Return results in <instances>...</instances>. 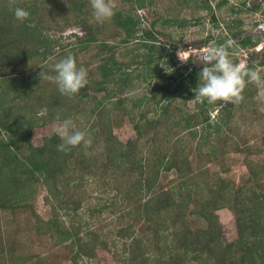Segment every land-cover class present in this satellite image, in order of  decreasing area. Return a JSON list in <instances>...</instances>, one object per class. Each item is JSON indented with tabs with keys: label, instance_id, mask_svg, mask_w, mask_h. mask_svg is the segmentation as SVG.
<instances>
[{
	"label": "trees",
	"instance_id": "trees-1",
	"mask_svg": "<svg viewBox=\"0 0 264 264\" xmlns=\"http://www.w3.org/2000/svg\"><path fill=\"white\" fill-rule=\"evenodd\" d=\"M148 3L120 0V5L114 7V17L98 24L92 19L89 0H0V213L12 216L17 211H32L30 203L38 186H42L45 205L51 207L43 234L57 245L64 244L73 264L95 261L97 249L111 252L120 264H264V164L249 159L253 146L237 142L233 136L224 137L222 142V146L245 155L248 176L238 185L220 176L211 184L196 181L187 157L179 155L182 140L178 136L183 134L192 140L200 136L202 140L196 148L201 150L208 144V156H216L214 146L219 136L211 141L206 138L209 134L203 133L211 126L210 111L222 102L209 104L195 98L192 89L198 86L200 72L190 71L185 65L173 69L168 75L169 83L151 89L153 95L146 102L160 110L157 119H146V113L133 119L136 137L126 143L113 134L111 113L122 111L132 117L134 108H141L145 101V97L137 96L138 80H157L162 71L159 64L165 56L161 54L164 49L150 44L158 42L152 37L154 31L145 32L142 41L138 38L141 22L133 11ZM14 7L26 9L29 17L18 21ZM72 26H85L89 32L84 40L76 42L75 48L60 45L59 39L49 34ZM107 33L116 36L119 45L140 44L130 61L138 62L140 72L130 70V63L117 61L114 53L102 57L89 73L88 85L72 98L62 95L54 82L41 78L40 73L54 75L52 65L68 55L82 67L85 63L78 61L80 56L92 52V59L111 51L113 37ZM258 41L248 39L244 47ZM93 46L98 47L97 52L92 51ZM141 46L148 49L142 51ZM138 65L133 69L137 70ZM177 80L181 83L171 89ZM254 95L249 85L245 87L238 106L246 111ZM115 97L117 101L113 103ZM177 98L183 104L196 99L195 112L182 115L175 110L180 117L171 119V106ZM86 102L91 109L77 129L86 131L91 144L60 151L57 145L61 140L54 131L43 138L41 146H33L34 129L72 120ZM218 112L221 117L233 115L222 106ZM142 120L149 129L141 125ZM231 123L229 118L217 120L214 134H222L223 127L230 131ZM161 130L171 133L173 140L165 151L158 148L155 138ZM170 171L176 177L169 188H164L159 182L161 172ZM103 177L109 178L122 195L119 205H115L116 196L108 205L112 208L110 214L121 213L114 221L115 228L120 226L113 234L115 239L102 237L96 230L80 235L79 224L70 219L67 225L63 219L69 211L75 213L81 208V199H64L68 191L76 194L81 184L89 182L87 186H91L95 179ZM124 184L122 192L118 186ZM108 206L97 212L103 213ZM222 209L235 216L237 238L232 242L222 237L217 215ZM141 223L146 224V233L137 235L135 228ZM4 244L0 237L1 261L12 256L6 251L11 247L5 250ZM12 259L14 264H34L29 258Z\"/></svg>",
	"mask_w": 264,
	"mask_h": 264
},
{
	"label": "rangeland",
	"instance_id": "rangeland-1",
	"mask_svg": "<svg viewBox=\"0 0 264 264\" xmlns=\"http://www.w3.org/2000/svg\"><path fill=\"white\" fill-rule=\"evenodd\" d=\"M218 1L146 0L147 3L151 2V4L148 3L144 7L133 11L141 22V31L138 38L142 41L145 32L154 31L152 37L158 42H151L150 44L155 45L159 49H164L161 54L165 56L161 60L162 63L159 64V69H162V71L157 80H147V82L143 81L140 83L138 80L136 84L138 87V98L145 97V101L142 102L143 106L139 109L134 108L132 117L125 115L122 111L111 113L113 134L121 142L126 143L135 139L136 134L132 120H138L140 114L146 113V119L148 120H155L159 116L160 110L157 106L150 104V102L146 103L153 95L151 89L156 86H159V88L166 86L169 83L168 75L173 69H181L184 65L201 69L203 66L198 59H202L207 49L211 46H216L219 42H223L226 46L230 41V44L234 45L239 43L241 37H258L260 43L255 48L250 50L239 48L236 53L229 52V54L233 63L255 69L264 78V65L260 64V61L264 59V0L255 3L253 0H228L222 7H217ZM109 2L113 7L120 5V0H109ZM242 2H245V6ZM204 5H206L205 8ZM239 31H241L240 34L238 33ZM88 33V29L85 26H72L54 32L51 31L49 34L52 38L59 39L58 43L60 45H70V47L75 48L76 42L84 40ZM233 33L235 35L237 33V35L232 36ZM107 35L113 37L110 40V45L113 47L111 51H103L92 59L90 58L92 52H90L85 57L82 55L78 59L81 63H85L82 67L87 71L88 77H90L89 73L99 65L102 57H109L113 53L117 61L130 63L137 52L138 45H140L136 42L128 45H119V40L116 36L111 33H107ZM55 47L57 50L58 44ZM93 47L92 51L97 52L98 47ZM140 49L146 51L148 48L141 46ZM252 53L254 54L252 55ZM130 64V70H135V73L140 72L137 61ZM171 64L174 66H171ZM137 65L139 68L137 70L133 69ZM177 83L181 82L178 80L174 82L171 89L176 87ZM248 85L252 88L255 95L248 102L246 111L238 106L239 100L237 102H222L220 106H216L209 113L211 126L210 129L206 128L203 134L207 135L208 133L209 136H206V138L211 141H214L219 136L214 146L216 156L215 154L214 156H208V144H205V148L201 149L202 151L196 148V143L202 140L200 136L194 140L190 139L188 135L187 137L183 134L178 136L182 140L180 144L182 153H179V155L181 158L187 157L191 165L192 174L196 176V181L211 184L220 176L238 185L246 180L248 170L244 165V153L232 151L233 147L222 146L224 137L230 138L233 136V139L237 142L242 140L246 141L248 145H252L253 152L249 159L254 163L264 164V81L259 83L250 82L245 87H248ZM112 86L113 84L109 85V89ZM101 95L99 94L98 97H101ZM116 101L117 98L115 97L113 103ZM221 106L227 108L229 112H233V115L228 113L225 116H219L218 110H220ZM195 107L196 99L189 100L186 104H183L177 98L171 106L173 110L171 119L180 117V113H175V110L184 115L186 112H195ZM90 109L91 104L87 102L83 107L79 108L80 114H76L72 119L76 129L86 121L84 118ZM228 118L232 122L231 130L228 131L227 127H223L222 134H214L213 129L217 120L220 122L221 119ZM61 122H52L34 129L31 136L33 146H41L43 138L47 134L54 132L55 127ZM141 125L149 129L145 120L141 121ZM201 133V130H199V135ZM170 134L166 130H161L156 134L155 138L158 148L165 151L170 147V143L173 141L169 137ZM175 177L174 171L161 172L160 185L164 188H169L168 184ZM95 180L91 186H87L89 182L81 184V188L77 190L79 192L76 194H72V190L68 191L64 199L68 198L70 201H76L77 198L81 199V208L75 213L69 211V216H64L63 219L67 225L70 223V219L79 224L82 230H80V235H84L87 230H96L100 236L113 239V234L120 227L117 225L118 227L115 228L114 221L121 213L110 214L109 212L112 208L109 209L108 205H110L115 196V205H119L122 195L115 189V185L109 182V178L103 177ZM125 186L124 184V186L119 185L118 187L123 192ZM45 195V189L42 186H38V193L30 203L33 207L32 211L28 209L17 211L12 216L0 213V237L4 239L5 250L11 247L10 251H6L13 258H29L34 264H73L71 262V253L64 247V244L57 245L48 235L43 234L45 229L43 223L51 217V207L45 205ZM107 206L108 208L102 210L103 213L97 212ZM217 215L222 226L223 240L232 242L237 238L233 212L228 209H222L217 212ZM145 225V223H141L136 226L137 235L146 233ZM96 255L95 261L87 263L120 264L113 257V254L107 250L97 249ZM12 256L11 259L6 257V261L0 260V264H10V262L14 264L15 260L12 259Z\"/></svg>",
	"mask_w": 264,
	"mask_h": 264
},
{
	"label": "clouds",
	"instance_id": "clouds-1",
	"mask_svg": "<svg viewBox=\"0 0 264 264\" xmlns=\"http://www.w3.org/2000/svg\"><path fill=\"white\" fill-rule=\"evenodd\" d=\"M89 5L92 19L98 24L109 22L115 15V9L109 0H89ZM13 12L20 22L30 15L21 7H14ZM198 61L203 67L199 73L198 86L193 91L197 100H206L209 104L218 101L237 102L243 98L242 92L246 83L264 81L255 69L233 63L226 46L209 47ZM52 72L54 75L40 73L41 78L54 82L58 91L69 98L78 95L89 83L87 71L77 66L72 55L56 61L52 65ZM55 134L61 140L57 145L60 151H70L81 144H91L86 131L76 129L71 119H65L56 126Z\"/></svg>",
	"mask_w": 264,
	"mask_h": 264
},
{
	"label": "flooded vegetation",
	"instance_id": "flooded-vegetation-1",
	"mask_svg": "<svg viewBox=\"0 0 264 264\" xmlns=\"http://www.w3.org/2000/svg\"><path fill=\"white\" fill-rule=\"evenodd\" d=\"M227 1L228 0H219L218 1V3H217V7H222L224 4H226L227 3ZM254 1V3L255 2H258V1H261V0H253ZM242 4L245 6V2H242ZM206 7V5H204V8ZM207 9H209L208 7H207ZM263 26V25H262ZM229 28V27H228ZM239 34L241 33V31H239L238 32ZM234 34V33H233ZM232 34V36H236L237 35V33H236V35L234 34L233 35ZM252 40L253 42L254 41H256L257 39L259 40L254 46H250L249 48H246V47H244V45H245V43H246V41L247 40ZM259 43H260V39L258 38V37H251V36H246V37H241V40L239 41V43L238 44H228V45H226V48H227V51L228 52H232L233 54H234V52L236 53V51L239 49V48H241L242 50H250V49H253V48H255L256 46H258L259 45ZM216 46H225L224 45V43L223 42H219ZM235 50V51H234ZM254 53H252V55H253ZM256 54V53H255ZM188 62H189V59H188ZM235 63V62H234ZM236 64V63H235ZM260 64L261 65H264V59L263 60H261L260 61ZM186 67H188L189 68V70L191 71V70H196V71H198V72H200L201 71V69H198V68H196V67H189V66H187V65H185Z\"/></svg>",
	"mask_w": 264,
	"mask_h": 264
}]
</instances>
